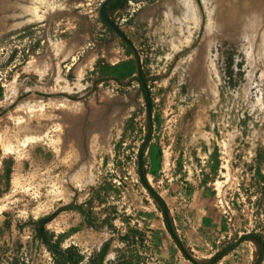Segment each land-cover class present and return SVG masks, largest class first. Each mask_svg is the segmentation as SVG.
Masks as SVG:
<instances>
[{"label":"rangeland","instance_id":"rangeland-1","mask_svg":"<svg viewBox=\"0 0 264 264\" xmlns=\"http://www.w3.org/2000/svg\"><path fill=\"white\" fill-rule=\"evenodd\" d=\"M103 1L0 0V264H53L37 229L61 207L43 235L80 264H195L139 179L144 94L132 51L99 19ZM178 2L125 0L111 19L150 91L142 170L205 263L264 235V0H191L193 19ZM15 3L41 18L15 25L30 17ZM256 253L244 241L216 264Z\"/></svg>","mask_w":264,"mask_h":264},{"label":"trees","instance_id":"trees-1","mask_svg":"<svg viewBox=\"0 0 264 264\" xmlns=\"http://www.w3.org/2000/svg\"><path fill=\"white\" fill-rule=\"evenodd\" d=\"M231 49V50H230ZM234 51L235 49L230 46V48L228 49V51L226 52L225 55V73L224 75L226 76V78L228 79V85H230L231 87L235 86L234 84H232V79H233V56H234ZM150 133V127L148 126V134L146 135V138L149 136ZM144 148L141 151V156L143 155V151ZM143 175V179L146 182V184L149 186L145 173H142ZM151 197L154 199V201L156 202L158 208L160 209V211L164 212V208H165V214L168 218V221L164 218V224L168 230V232L173 236V240L174 242L177 244V246L179 247V249L184 253V255L192 260V262H194L195 264H216L218 263L227 253H229L234 247L238 246L241 242L244 241H251L253 242V244L256 246L257 248V257L255 259V261L252 264H261L264 261V235H260L257 233H248L245 235H242L239 240L236 243H233L231 245H229L228 247H225L224 249H222L221 251H219L218 253H216L211 259H209L207 262L205 263H200L198 261H195L194 259H192V257L187 253V251H185L183 245H181L180 241L177 238L175 229L169 219V211L165 205L164 200L157 194L155 193H150ZM41 242L42 244L46 247V249L50 252L52 260H53V264H80V255L78 253V251L72 247V248H68V249H63L61 247H56L54 245H52L47 237L45 235H42L41 237ZM7 264H23V261L20 262L18 261V259H14L13 261L7 263Z\"/></svg>","mask_w":264,"mask_h":264},{"label":"water","instance_id":"water-1","mask_svg":"<svg viewBox=\"0 0 264 264\" xmlns=\"http://www.w3.org/2000/svg\"><path fill=\"white\" fill-rule=\"evenodd\" d=\"M69 2H78L81 0H67ZM113 0H104L99 8V19L100 21L114 34L118 39H120L125 45L132 51L136 63H137V79L141 85V88L143 90L144 94V99H145V112H146V120L147 123L150 127V131L152 132V113H151V103H150V91L147 86V82L143 76L142 72V66H141V61H140V56L135 48L134 44L130 41V39L125 35V33L112 21L106 14V10H108V5L109 3ZM151 132L145 142L139 147L138 149V155H137V162H138V175L139 179L142 183V185L146 188V190L149 193H154L153 189L146 184V182L143 179V170H142V156H141V151L142 148L144 147V144L147 143L150 140L151 137ZM66 207H61L56 209L51 215H49L46 218H43L39 221V227L37 229V238L41 239L44 231H45V226L50 223L56 216H58L62 211L65 210ZM163 217L168 221V218L165 214V208L163 212ZM171 235V234H170ZM172 236V235H171ZM173 237V236H172ZM192 261V260H191Z\"/></svg>","mask_w":264,"mask_h":264},{"label":"bare ground","instance_id":"bare-ground-1","mask_svg":"<svg viewBox=\"0 0 264 264\" xmlns=\"http://www.w3.org/2000/svg\"><path fill=\"white\" fill-rule=\"evenodd\" d=\"M34 1V3H36L38 0H33ZM179 2L178 3H180V5H182V7H183V9L185 10V12L186 13H184V15H185V17H192V19L194 18V16H193V12H194V7L190 4L191 3V0H178ZM258 1H255V4L256 5H259V4H261L262 3V1H259L258 3H257ZM14 4V3H13ZM16 4V6L18 7V5L20 4H17V3H15ZM14 6V5H13ZM19 7H21L20 9H23L26 13H28L29 15H30V17L29 18H27V19H25L24 21H22V22H17V23H14L15 25H18V26H21V23H28V22H31V21H33L34 19H37V18H41V16H39L38 14H37V12H36V7L35 6H33V5H27V4H21ZM18 7V8H19ZM15 8V7H14ZM229 8V7H228ZM46 9V8H45ZM230 9V8H229ZM264 9V8H263ZM48 12H50V10H47ZM44 13V15H45V13L46 12H43ZM47 15V14H46ZM199 22V21H198ZM13 27H14V25H13ZM5 28H7V27H5ZM8 29V28H7ZM259 33H260V31H259ZM258 33V36L260 37V38H262V36H263V34H264V32L263 33H260L259 34Z\"/></svg>","mask_w":264,"mask_h":264},{"label":"flooded vegetation","instance_id":"flooded-vegetation-1","mask_svg":"<svg viewBox=\"0 0 264 264\" xmlns=\"http://www.w3.org/2000/svg\"><path fill=\"white\" fill-rule=\"evenodd\" d=\"M124 3H125V0H113V1H111L108 5V10H106L107 16L111 19V17H112L111 15H113L115 12H117V10L120 9Z\"/></svg>","mask_w":264,"mask_h":264}]
</instances>
